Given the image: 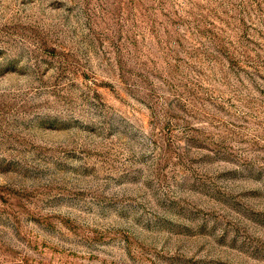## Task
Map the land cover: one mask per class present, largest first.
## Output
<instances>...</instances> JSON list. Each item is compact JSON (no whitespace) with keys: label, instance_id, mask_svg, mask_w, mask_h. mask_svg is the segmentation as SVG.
<instances>
[{"label":"rangeland","instance_id":"1","mask_svg":"<svg viewBox=\"0 0 264 264\" xmlns=\"http://www.w3.org/2000/svg\"><path fill=\"white\" fill-rule=\"evenodd\" d=\"M0 264H264V0H0Z\"/></svg>","mask_w":264,"mask_h":264}]
</instances>
